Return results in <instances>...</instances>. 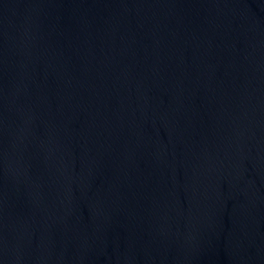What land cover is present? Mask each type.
I'll return each instance as SVG.
<instances>
[{
    "label": "water",
    "instance_id": "95a60500",
    "mask_svg": "<svg viewBox=\"0 0 264 264\" xmlns=\"http://www.w3.org/2000/svg\"><path fill=\"white\" fill-rule=\"evenodd\" d=\"M0 264H264V0H0Z\"/></svg>",
    "mask_w": 264,
    "mask_h": 264
}]
</instances>
